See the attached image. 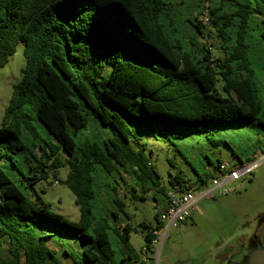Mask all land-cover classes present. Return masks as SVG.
<instances>
[{
    "label": "trees",
    "instance_id": "trees-1",
    "mask_svg": "<svg viewBox=\"0 0 264 264\" xmlns=\"http://www.w3.org/2000/svg\"><path fill=\"white\" fill-rule=\"evenodd\" d=\"M20 43L0 124V264H149L168 189L219 176L225 162L208 151L222 144L239 162L264 150V0H0V69ZM149 136L174 146L195 182L180 168L163 182ZM50 173L74 194L77 224L35 191ZM125 189L157 208L140 253ZM57 235L80 241L79 261Z\"/></svg>",
    "mask_w": 264,
    "mask_h": 264
},
{
    "label": "rangeland",
    "instance_id": "rangeland-1",
    "mask_svg": "<svg viewBox=\"0 0 264 264\" xmlns=\"http://www.w3.org/2000/svg\"><path fill=\"white\" fill-rule=\"evenodd\" d=\"M212 41L213 44L207 42L206 45L212 47L215 52L217 41ZM24 66V44L20 43L10 56L9 62L0 69V124L12 95V85L21 78ZM51 141L55 143V140ZM145 141L148 144V158L153 162L163 182L168 183L169 174L175 173L179 168L187 175V179L195 182L196 173L174 146L154 136L146 137ZM194 145L198 146L196 143ZM193 151L199 152V148ZM260 151L264 153V150ZM208 153L215 163L217 157L231 166L240 163L238 156L233 154L226 144ZM194 166L204 174L198 162L194 161ZM67 172V168H62L59 175L65 178ZM122 173L128 181H134L131 175L124 171ZM116 176L120 178L119 175ZM208 180L207 183L210 184L212 179ZM232 186L233 192L227 195H216L199 201L188 222L176 223L168 235L148 252L149 264L241 263L248 251L259 241L264 240V160L253 175L233 183ZM35 191L51 204L53 214L70 223H78L80 212L74 194L66 185L55 181L52 173L37 181ZM121 195H124L126 210L130 217L128 221L133 227L130 240L134 249L140 253L146 244L145 236L148 233V229L142 227L141 221L145 220L148 224L154 225L157 208L151 195L144 201L133 200L126 189ZM56 240L60 243L63 240L65 243L68 241L61 235H57ZM69 242L65 247L79 261L78 251L82 246L80 241L72 240L71 245ZM71 262L75 264L73 260Z\"/></svg>",
    "mask_w": 264,
    "mask_h": 264
},
{
    "label": "built area",
    "instance_id": "built-area-1",
    "mask_svg": "<svg viewBox=\"0 0 264 264\" xmlns=\"http://www.w3.org/2000/svg\"><path fill=\"white\" fill-rule=\"evenodd\" d=\"M204 20L207 22L209 17L205 15ZM262 160H264V153L257 151L250 161L240 162L233 166L226 162L223 163L221 165L220 175L214 177L210 184H207L200 189L192 188L184 191L168 189V206L161 214V220L164 222V227L155 231L156 238L153 240V245L165 238L168 235L169 230L176 223L188 222L191 212L202 199L213 198L216 195H227L233 192L234 188L232 184L253 175Z\"/></svg>",
    "mask_w": 264,
    "mask_h": 264
},
{
    "label": "water",
    "instance_id": "water-1",
    "mask_svg": "<svg viewBox=\"0 0 264 264\" xmlns=\"http://www.w3.org/2000/svg\"><path fill=\"white\" fill-rule=\"evenodd\" d=\"M249 264H264V250H254L249 257Z\"/></svg>",
    "mask_w": 264,
    "mask_h": 264
},
{
    "label": "flooded vegetation",
    "instance_id": "flooded-vegetation-1",
    "mask_svg": "<svg viewBox=\"0 0 264 264\" xmlns=\"http://www.w3.org/2000/svg\"><path fill=\"white\" fill-rule=\"evenodd\" d=\"M264 250V240L259 241L257 244H255V246H253L250 251H248L247 255L243 258V260L241 261V263L239 264H249V257L252 251L254 250Z\"/></svg>",
    "mask_w": 264,
    "mask_h": 264
},
{
    "label": "crops",
    "instance_id": "crops-1",
    "mask_svg": "<svg viewBox=\"0 0 264 264\" xmlns=\"http://www.w3.org/2000/svg\"><path fill=\"white\" fill-rule=\"evenodd\" d=\"M197 209V206H196V208L194 209V210H196ZM72 260L71 259H64L63 260V263L65 264V263H67V264H72V262H71Z\"/></svg>",
    "mask_w": 264,
    "mask_h": 264
}]
</instances>
